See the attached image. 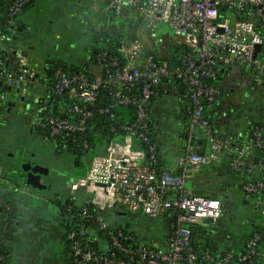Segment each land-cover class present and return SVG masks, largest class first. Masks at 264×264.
<instances>
[{
    "label": "built area",
    "instance_id": "obj_1",
    "mask_svg": "<svg viewBox=\"0 0 264 264\" xmlns=\"http://www.w3.org/2000/svg\"><path fill=\"white\" fill-rule=\"evenodd\" d=\"M29 1L12 0L9 16L12 19L16 17ZM106 7L116 15L126 9L135 11L149 29L157 23L167 24L171 40L186 45L188 51L178 65L169 67L156 61L149 53L143 55V44L134 40L120 46L123 60L106 51L98 53L95 57L97 70L90 71L92 76L85 72L65 73L62 67L54 70V83L49 93H68L67 99L76 102L67 108L57 109L69 117L59 116L48 102L39 106L37 113L41 116L34 119V124L45 129L46 133L41 136L48 142L52 143L61 135L71 136L75 141L74 135L85 131V121L92 115L87 105L94 104L100 87H112V94L108 95L116 105L132 107V112L123 121L111 125L110 130L119 131L118 134L102 150L90 155L84 173L73 176L65 190L72 196L87 193L89 202L99 209L111 206L134 216H161L168 229L157 244L140 242L135 246L120 241L119 236L130 240V236L122 231L117 235L108 231L111 247L116 252H97L75 240L72 253L78 264H251V256L256 253L257 242L264 239V231L253 232L245 250L227 246L219 254H214L206 248H193L190 225L209 230L224 211L218 197L185 190V184L193 170L221 162L225 155L233 154L232 165L236 170L244 164L248 170L261 168L259 163L243 160L252 147L264 152V140L258 128L254 129L247 144L233 146L231 139L215 137L204 111L218 100L217 86L205 79L214 80L220 69L238 66L250 71L264 85V37L261 34V29H264V0H107ZM9 24L12 25L13 21ZM256 46L260 48L255 53ZM170 76L180 80L184 86L183 96L189 101L187 137L185 146L176 156L178 173L164 170L157 174L145 163V155L153 154L156 147V142L149 135V100L154 93L152 86L158 84L162 77ZM36 81L35 72L28 68L0 74V84L17 89L21 94ZM138 83L141 84L138 94L123 93V89ZM74 84L77 87L72 86ZM99 111L108 113L110 109L102 107ZM111 120H114L113 114ZM201 139L207 141L206 152L201 151L195 142ZM78 143L87 146L86 141L79 140ZM243 187L256 194L253 205L264 215V175L262 180ZM78 207V215H87L86 206L80 207L79 204ZM98 220L100 228L109 227L105 219ZM79 229L80 235L89 233L84 224Z\"/></svg>",
    "mask_w": 264,
    "mask_h": 264
},
{
    "label": "crops",
    "instance_id": "obj_2",
    "mask_svg": "<svg viewBox=\"0 0 264 264\" xmlns=\"http://www.w3.org/2000/svg\"><path fill=\"white\" fill-rule=\"evenodd\" d=\"M82 2L83 0H34L28 9L13 20L14 32L4 41L6 50L9 51L6 60L8 70L13 73L28 68L35 72L37 79L35 84L27 87L25 93L9 94L1 98L4 110L7 107V112L23 114L22 118L28 120L26 127L29 130L25 138L17 137L15 132L6 128L8 123L2 121L3 116L0 113V243L7 251L10 264H70V256L63 238L66 215L63 213L62 205L67 201L79 205L89 199V195L84 192L68 198L69 194L66 191L63 193L59 187L56 188L54 184H57L58 175L50 171V166L44 159H39L37 145L41 143L44 147L51 146L54 150L57 148L34 130V119L38 116L36 100L46 90V68L51 61L61 60L71 66L87 65L91 72L97 70L96 65L90 61V55L91 49L98 43V29L91 26L84 32V28L81 29L78 25L76 27L70 23L69 28L73 29L72 36L61 40L60 32L66 26L65 18L69 16L63 9L68 8V3L82 6ZM85 3L90 6L96 5L97 10L106 11L107 8V0H86ZM80 22L82 24L83 20ZM87 33L92 44L78 47L77 42ZM167 33L171 37L170 29ZM233 74L236 76L234 80ZM219 84L223 88V94H226L228 101L234 104L233 108H236L222 115L219 121L218 132L223 135L222 138L231 139L232 135L243 136L248 129L250 117L255 121L264 122V85L260 86V82L250 71L238 66L221 69ZM238 84L241 90L235 91L234 88ZM166 89L169 95L163 104L159 105L158 102L151 104L150 112L155 118L159 116L158 122L161 126L175 133L177 130L175 127L179 123L173 120L171 103L176 88L169 85ZM235 97H239L237 103L234 101ZM228 105L227 103L226 109ZM167 111H170L169 114ZM1 122L5 126L1 127ZM176 141L173 139L168 142L162 151H167L164 153L165 170L171 174L178 171L176 156L182 151V144ZM23 165L29 167V170L33 169L34 172L40 173V181L50 188L45 187L42 191H38L26 183L21 173ZM212 165L217 167L209 169L208 167ZM225 170L218 164H211L193 170L191 178L188 179L194 191L199 190V183L205 179L215 181L217 185L223 184L221 193L210 189L211 186L207 188L208 193H202L218 197L225 208L232 210L228 213L227 210L221 217L227 216L230 223L239 224L235 231L230 226L225 227L224 221L220 218L216 225L209 229L213 231V242H216L215 248L218 249H222L227 243H231L232 246L237 245L241 242L243 233L249 230L244 217L240 218V215L233 214L241 210L242 196L226 176ZM74 173L81 172L77 169ZM125 214L130 215L129 218L134 216L118 210L119 222H122L121 219ZM228 234H230L229 241L222 245Z\"/></svg>",
    "mask_w": 264,
    "mask_h": 264
},
{
    "label": "trees",
    "instance_id": "obj_3",
    "mask_svg": "<svg viewBox=\"0 0 264 264\" xmlns=\"http://www.w3.org/2000/svg\"><path fill=\"white\" fill-rule=\"evenodd\" d=\"M34 0H30L25 6L22 8L21 14L24 10L28 9ZM12 0H0V74L3 75L5 73L10 72L7 68L6 60L9 55V51L6 50V46L4 45V41H6L11 34L14 32L13 25L9 24L10 21L14 20L9 16L8 9ZM106 12L109 13L110 17L108 21L98 29L99 39L98 43L93 46L91 49L90 61L95 64V57L98 53L102 51H106L108 54L116 55L121 60L124 59V55L120 53V46L122 44L130 43L134 40H139L143 44V55L151 54L153 58L160 62L165 63L169 67L176 66L180 63L181 59L185 56L188 51V47L184 44L175 43L171 40L169 34L165 31H161L157 28V25L154 28H142V20L138 16V14L131 10L126 9L122 14L116 16L114 12L110 9L106 8ZM18 14V15H19ZM125 17L128 22L122 21L121 17ZM261 34L264 37V29H261ZM262 51L264 52V44L262 47ZM62 67L65 73L72 72H85L89 76H92V73L89 70L87 65H79V66H71L66 62L61 60L51 61L49 66L46 68V90L40 95L37 102V110L39 106L48 102L53 106L57 114L61 117H69V114L65 112H58L59 107L67 108L76 100L67 99L68 93H62L60 95H51L49 93L50 88L53 86V72L56 68ZM221 74V69L218 70V76L214 80L205 79L207 82H212L218 88V100L211 106H208L204 114L209 119L212 124V130L215 133V137L222 139V134L220 135L219 131V121L222 115L230 112V110L234 107L232 102H229L226 98V94H223V88H221L219 84V77ZM39 82V81H38ZM140 83L135 84L131 88L123 89V93L125 94H138ZM169 85H172L176 88V94L172 97L174 100L171 103L173 108V117L174 121L179 123L177 127H175L176 132L165 126H161L158 122L159 116L156 118L151 115V123H150V137L153 141L156 142L155 152L153 154L145 155V163L148 165L150 170H153L155 173H160L165 170V162H164V153L162 152L168 142L173 141V139H177L181 141L182 149L186 143V126L188 123L187 109L189 107V101L183 96L184 95V86L180 82L179 79L170 76V77H162L160 82L156 85H153L154 93L149 100V105L154 104L156 102L159 105H162L166 97L169 95L167 89ZM77 87V85H72ZM263 86V85H260ZM29 87V86H28ZM264 87V86H263ZM11 94H20L17 89L12 87H7L4 84H0V113L4 110V106L1 104V98ZM27 94V93H26ZM96 97L94 100V104L92 106L87 105L88 110L92 111V115L87 118L85 121L86 129L82 134L74 135L76 140H72L70 136H58L54 140H52L53 145L60 150L63 146L67 148V150L74 156H76V160H74L75 165H79L80 157L84 156L88 158L86 154L93 155L94 153L102 150L104 145L114 138L117 131H111V125H116L117 123L123 121L127 115L132 112V107L116 105L114 100L112 99V87H100L96 92ZM81 103V101L79 100ZM176 105H175V104ZM228 105V109L225 106ZM164 106V105H163ZM102 107H108L110 111L108 113L100 112L99 109ZM165 107V106H164ZM167 109V108H166ZM234 110L236 108H233ZM232 109V110H233ZM171 111V110H170ZM169 111V112H170ZM167 111V114H169ZM172 113V112H171ZM112 114L114 115V120H111ZM163 114V113H162ZM38 117L41 116V113L37 114ZM168 116V115H167ZM258 128V132L260 137L264 140V122H258L251 117L248 119V129L246 133L241 136H233L231 137L230 144L233 146H244L252 139V133L254 129ZM34 130L41 135L46 133L45 129L37 127L34 124ZM171 136V137H169ZM86 141L87 146L83 147L78 141ZM201 148V151L206 152L208 150V144L205 139L195 141ZM89 155V156H90ZM233 155V154H232ZM230 155H225L222 159L221 163H213L218 164L223 169H226V176L229 180L234 183L235 189L240 192L241 198V210L238 211L240 218L244 217L246 220V224L248 223L249 230L244 232L241 242L237 245L232 246L231 243H227L224 247L231 246L237 250H245L246 242L250 238L253 232L257 231L262 233L264 231V215L261 214L259 208L254 207L253 200L256 197V194H251L244 189V185L255 182L256 180H262L264 175V152L258 147H252L249 150L248 155L243 157L244 162H252L259 163L261 168L248 170V166L246 164L240 166L237 170L233 168L232 165V157ZM82 164V163H81ZM80 166V165H79ZM217 166H209L208 168H214ZM80 169V168H79ZM86 168L80 170L81 173H76V175H81L84 173ZM166 171V170H165ZM179 171V167H178ZM178 171L176 173H178ZM192 190L193 187L190 185V182L187 180L185 184V190ZM194 191V189H193ZM197 193L196 191H194ZM72 197V196H71ZM75 197V196H73ZM264 198V191H263ZM81 206L87 207V215L82 216L78 215L77 205L73 202L67 201L62 205L63 213L66 215L65 219V233H64V241L67 248V251L70 256V264H78V260L72 253V245L75 240H79L83 246H86L91 249L97 250V252H102L105 250L115 251L111 247V243L109 240L108 231H111L113 234L117 235L119 231H122L123 234L129 235L130 240L126 241L123 237L119 236L120 241L129 246H135L140 242L147 243L146 240L138 236V233L134 230H131L127 223L124 225L121 221H118V208L114 207L110 210L104 208L99 209L96 205L92 204L88 201L82 202ZM229 209V208H228ZM225 208L223 204L224 213L228 210ZM231 209V208H230ZM232 210H228L231 212ZM234 211V210H233ZM130 216V215H128ZM132 217V216H131ZM105 219L109 223L108 228H100L98 219ZM132 219V218H130ZM81 224H84V227L89 230V233H85L84 235L79 234V227ZM127 227V228H126ZM129 228V229H128ZM190 229L192 231V245L195 250H199L200 248H206L210 252L214 254H219L221 248H215L212 243L214 238L212 236L213 231L206 230L197 225H190ZM168 230V229H167ZM166 230V231H167ZM74 233L73 236H70V233ZM79 234V235H78ZM166 235V232L164 236ZM163 236V237H164ZM90 239V240H89ZM228 248V247H227ZM116 252V251H115ZM252 263L251 264H264V239L261 238L256 244V253L251 256ZM0 264H10L7 251L2 243H0ZM91 264H101L100 262H94ZM241 264H248L247 262H243Z\"/></svg>",
    "mask_w": 264,
    "mask_h": 264
},
{
    "label": "rangeland",
    "instance_id": "obj_4",
    "mask_svg": "<svg viewBox=\"0 0 264 264\" xmlns=\"http://www.w3.org/2000/svg\"><path fill=\"white\" fill-rule=\"evenodd\" d=\"M85 2L86 0H83L82 6L80 4L76 6L74 5V3H68L67 4L68 8L63 9V11L66 10V13H68L69 16L65 18L66 26L61 29V32H60V34L62 35V39L60 38L61 40L68 39L70 36H72L73 29L69 28L70 23H72L76 27L78 25V27L81 29L84 28L83 30L84 32H86V29H88L89 27L93 26L94 29H99L108 21V18L110 17L108 12L100 10V9L97 10L96 5H92V6L86 5ZM116 16H119V15H116ZM121 18L122 19L120 20L125 21V23L128 22V20L125 17L122 16ZM81 20H83L82 24L80 22ZM142 24H143L142 28L147 29L143 21H142ZM157 28H159L161 31L169 32L168 26L165 23H158ZM60 43H63V41H60ZM86 44H89V45L92 44V42H90L89 33H87L82 40L77 42L78 47L86 45ZM234 78H236L235 75L233 77V80ZM239 84L235 86L234 88L235 91L241 90V87H239ZM235 98L236 100L234 101L235 103H237L239 101L238 100L239 97H235ZM2 116H3L2 121L4 123H8V125H6V128H9V130H12L13 132H15L17 137L21 136L25 138L29 134L28 132L29 130L26 127V122L28 120H25L22 118L23 114L7 112V107H6V109L2 111ZM4 123L1 122V127L5 126ZM174 141H176V138L174 139ZM179 143H181L180 140H179ZM53 148L54 147H51V146L44 147V145L39 143V146L37 145V155L39 159H44L46 161V163L50 166L51 172L58 175V178H57L58 181L56 180L57 184H54V185L56 186V188L59 187V189L63 191V193H65V187L68 181L72 178L71 175H74V172H77V169L80 168L79 170H81L88 166L90 154H86L88 158H85L84 156L80 157L79 158L80 166L79 165L77 166L74 163V160H76V156L72 155L65 146H63L60 150H56V149L54 150ZM201 178H203V176ZM199 184H200L199 190H195V191L200 192V193H208L206 191L208 190L207 188H209V186H211L210 189H214L216 193H221V191L223 190V184L217 185L215 181H210V179H205L204 181H202V183L200 182ZM213 193L216 194L215 192ZM110 209H111V206L108 207V210ZM233 214L239 216V212H235ZM131 218L132 219H130L129 216L125 214L123 218L121 219L122 223L126 225L125 224L126 222L128 227L131 230L136 231L138 233V236L146 240L147 243L157 244L158 240L163 238L167 230V226L164 223V218L161 216L155 217V218H149L146 216H133ZM228 218L229 217L227 216H224L222 218V220L224 221L223 222L224 226L225 227L230 226L233 230H235L237 228L236 226L239 224H235L237 222L230 223ZM229 238H230V234H228V237L225 238L226 240L224 241V243H222V245H225L226 244L225 242H228Z\"/></svg>",
    "mask_w": 264,
    "mask_h": 264
},
{
    "label": "water",
    "instance_id": "obj_5",
    "mask_svg": "<svg viewBox=\"0 0 264 264\" xmlns=\"http://www.w3.org/2000/svg\"><path fill=\"white\" fill-rule=\"evenodd\" d=\"M259 48L260 46H256L255 53ZM200 154H202V152H200ZM28 168L29 167H25V165L22 166L23 171L21 173L25 176V182L30 184L32 188H36L38 191H42L43 189H45V184L40 181V173H35L33 169L28 170ZM212 245L215 247L216 242H213Z\"/></svg>",
    "mask_w": 264,
    "mask_h": 264
},
{
    "label": "flooded vegetation",
    "instance_id": "obj_6",
    "mask_svg": "<svg viewBox=\"0 0 264 264\" xmlns=\"http://www.w3.org/2000/svg\"><path fill=\"white\" fill-rule=\"evenodd\" d=\"M35 168H37V169H39L38 167H35ZM29 170V169H28ZM35 173H37V172H35ZM23 175V174H22ZM76 174L74 173V175H71V177H73V176H75ZM23 177H24V181H25V176L23 175ZM46 188H50V186H46ZM52 189V188H51ZM66 191V190H65ZM67 192V194H69V195H67L68 196V198H71V194L68 192V191H66Z\"/></svg>",
    "mask_w": 264,
    "mask_h": 264
}]
</instances>
